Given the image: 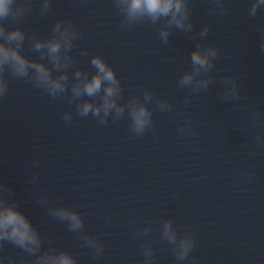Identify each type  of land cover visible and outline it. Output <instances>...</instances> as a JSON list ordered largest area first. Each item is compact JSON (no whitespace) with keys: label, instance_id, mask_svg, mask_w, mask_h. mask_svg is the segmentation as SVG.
<instances>
[{"label":"water","instance_id":"water-1","mask_svg":"<svg viewBox=\"0 0 264 264\" xmlns=\"http://www.w3.org/2000/svg\"><path fill=\"white\" fill-rule=\"evenodd\" d=\"M227 5L230 14L212 16L210 0H191L194 31L209 25L205 43L218 47L221 58L212 73L216 82L191 96L187 107L182 101L188 90L176 82L190 68L193 36L174 30L164 45L158 26L122 30L112 0H52L47 16L34 0L33 13L20 22L26 32L47 37L57 20H71L84 33L73 50L81 67L94 71L91 55H102L121 79L125 100L142 94L143 86L174 105L171 116L150 104L154 130L137 137L126 119L110 118L101 126L25 81L10 82L0 102V182L14 189L20 207L52 246L72 252L79 264H141L134 232L148 223L155 264H177L159 236V221L166 218L181 230L191 225L196 233V247L184 264L193 256L197 264H264V144L256 139L264 137V51L256 30L264 24V10L250 18L249 0ZM28 47L26 42L25 54L37 57ZM81 50L89 55H78ZM226 75L239 76L246 100H221L219 78ZM65 111L74 113L71 124L62 119ZM186 114L194 136L178 131ZM37 159L39 168H33ZM34 172L39 182L30 184ZM40 195L82 213L84 230L104 243L100 260L66 223L34 202ZM6 254L19 257L20 250L7 244Z\"/></svg>","mask_w":264,"mask_h":264},{"label":"clouds","instance_id":"clouds-1","mask_svg":"<svg viewBox=\"0 0 264 264\" xmlns=\"http://www.w3.org/2000/svg\"><path fill=\"white\" fill-rule=\"evenodd\" d=\"M39 12L47 16L52 11V0H38ZM208 14H230L227 0H210ZM120 17L122 30L139 25L158 26V36L164 45L171 43L173 31L191 35L194 49L189 54L190 68L179 75L177 87L187 89L182 103L187 107L193 95H199L216 82L212 74L216 62L221 58L218 47L205 43L210 34V26L205 24L198 31L192 19L191 0H112ZM264 10V0H249L247 14L255 18ZM34 11V0H0V102L6 100L10 91V82L22 80L29 83L41 94L52 101H66L74 105L75 115H91L101 126L112 122L127 120L128 130L134 136H142L148 130H154L153 110L155 104L160 112L175 116L174 105L167 99L157 97L151 90L143 88L124 99V86L114 67L102 55H91L89 61L94 71L80 66L73 50L84 33L71 20H57L47 37L26 32L20 22ZM15 25V26H10ZM256 30L260 35L259 47L264 51V24L258 23ZM28 42V51L37 53L33 58L23 51ZM87 57V51L77 53ZM239 76L226 75L219 78V94L224 102L246 100L241 95ZM73 111H65L62 119L71 124ZM260 112H253L255 122ZM191 115L186 114L180 122L181 134L194 136ZM257 142L264 144V137L257 136ZM40 161L34 160L32 167L39 168ZM39 172L32 174L30 184L39 182ZM254 176L249 173L247 179ZM179 198V194H177ZM34 202L41 206L46 214L61 223H66L68 230L77 235L81 246L90 250L94 260H100L105 248L99 236L84 230L82 213L63 204H53L46 195H40ZM110 227L111 219L106 218ZM160 240L170 245V250L177 264H184L196 247V233L191 225L181 230L171 218L159 221ZM152 225L148 223L134 232L138 247L142 250L141 264H155L153 241L149 239ZM49 247L45 248L44 245ZM20 250V255L6 254V245ZM197 257H192L189 264H197ZM0 264H79L72 252L65 248L52 246V241L42 235L40 229L20 207L15 191L6 183L0 182Z\"/></svg>","mask_w":264,"mask_h":264}]
</instances>
